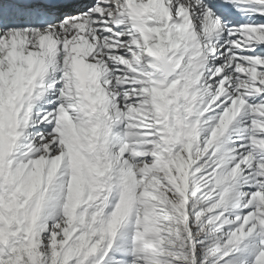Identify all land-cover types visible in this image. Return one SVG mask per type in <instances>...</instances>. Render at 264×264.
<instances>
[{
	"label": "snow or ice",
	"instance_id": "snow-or-ice-1",
	"mask_svg": "<svg viewBox=\"0 0 264 264\" xmlns=\"http://www.w3.org/2000/svg\"><path fill=\"white\" fill-rule=\"evenodd\" d=\"M0 264H264V0H0Z\"/></svg>",
	"mask_w": 264,
	"mask_h": 264
}]
</instances>
